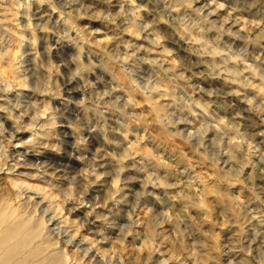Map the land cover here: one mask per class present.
<instances>
[{"label":"rangeland","instance_id":"1","mask_svg":"<svg viewBox=\"0 0 264 264\" xmlns=\"http://www.w3.org/2000/svg\"><path fill=\"white\" fill-rule=\"evenodd\" d=\"M0 264H264V0H0Z\"/></svg>","mask_w":264,"mask_h":264},{"label":"bare ground","instance_id":"2","mask_svg":"<svg viewBox=\"0 0 264 264\" xmlns=\"http://www.w3.org/2000/svg\"><path fill=\"white\" fill-rule=\"evenodd\" d=\"M17 148V147H16ZM3 180V179H2ZM36 204H38L39 205V203H36ZM41 204V203H40Z\"/></svg>","mask_w":264,"mask_h":264}]
</instances>
